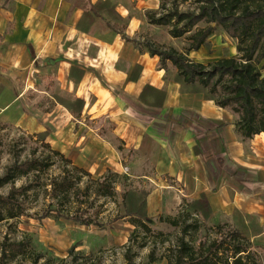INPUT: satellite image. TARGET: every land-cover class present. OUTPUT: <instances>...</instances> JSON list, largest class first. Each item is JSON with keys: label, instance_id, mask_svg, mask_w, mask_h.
Instances as JSON below:
<instances>
[{"label": "crops", "instance_id": "crops-1", "mask_svg": "<svg viewBox=\"0 0 264 264\" xmlns=\"http://www.w3.org/2000/svg\"><path fill=\"white\" fill-rule=\"evenodd\" d=\"M96 1L0 0V71L17 77L0 113L15 105L20 126L46 131L54 149L92 175L110 170L148 186L149 217L205 195L209 218L255 217L263 226L264 133L243 137L229 108L184 91L159 56L135 43L141 29L154 30L146 12L159 0H111L113 14L79 29ZM145 85L165 92L161 105L152 90L140 96ZM56 95L83 106L71 110Z\"/></svg>", "mask_w": 264, "mask_h": 264}, {"label": "rangeland", "instance_id": "rangeland-1", "mask_svg": "<svg viewBox=\"0 0 264 264\" xmlns=\"http://www.w3.org/2000/svg\"><path fill=\"white\" fill-rule=\"evenodd\" d=\"M201 4V0H159L157 8L146 12V19L149 23V15L157 17L173 10L198 12ZM209 26V23L200 21L190 32L172 37L171 25L154 24V30L144 28L139 31L144 36L143 40H134L142 48H146L147 44L160 49L173 48L187 54L192 61L207 66L220 58L238 56L236 38L229 36L218 23L207 37L206 45L190 50L191 34ZM160 65H165L168 73L175 75L176 67L171 61H160ZM12 78L17 77L4 69L0 71V109L13 98L10 89ZM55 98L67 101L57 95ZM54 151L57 150L50 144L46 131L26 130L16 122L15 105L0 113V176L15 162L40 159L49 163L47 167L42 166L14 181L17 187H29L25 195L28 216L0 222V264L3 249L8 255L5 264H40L44 261L49 264H72L73 261L82 264H126L128 256L132 257L133 264H174L182 241L202 253L207 252L212 242L222 243L215 257L216 264H224L226 260L231 262L232 249L239 242L249 249L242 255L243 261L264 264V225L260 226L255 217L248 218L247 222L215 217L203 219L189 210V201L182 199L173 203L168 213L151 217L147 227L139 223L135 225L124 216L121 195L124 190H148V186H134L121 174L114 180L116 194L99 196L94 192L92 179L101 175L76 171L63 154L61 156ZM64 175L82 190L70 200L54 197L50 193L53 181ZM10 185H1L0 194H6ZM81 201L84 203L80 204ZM50 207L56 209L55 212L48 217H40ZM80 209H84V214L96 222L82 225L66 217ZM13 241L23 242L25 252L9 256L8 243Z\"/></svg>", "mask_w": 264, "mask_h": 264}, {"label": "trees", "instance_id": "trees-1", "mask_svg": "<svg viewBox=\"0 0 264 264\" xmlns=\"http://www.w3.org/2000/svg\"><path fill=\"white\" fill-rule=\"evenodd\" d=\"M201 2L198 12L173 10L157 17L155 14L149 15V23L171 25L170 34L172 37H180L190 32L200 21L209 23V27L199 29L191 34L190 50H198L206 45L207 37L218 23L229 36L236 38L238 56L220 58L207 66L192 61L187 54L173 48L160 49L153 44H147V49L150 54L159 56L161 62L171 61L176 67L173 79L182 85L184 91L202 92L206 98L215 100L221 107L229 108L237 116L235 125L243 137L250 138L255 134L264 133V0H201ZM114 11L115 6L111 0H97L83 11L82 17L87 19V24L78 23L77 26L79 29L86 30L95 16L102 17L103 12L113 14ZM174 19L175 21H173ZM180 23L182 25H179ZM149 90L154 91V105H161L165 92L156 87L145 85L140 96L144 98ZM64 104L71 110L80 111L83 100L75 98L71 101H64ZM54 152L63 156L58 151ZM66 159L72 164L70 159ZM48 165L47 161L40 159L15 162L3 176H0V186L6 183L11 184L6 194H0V222L28 216L25 195L29 187L28 185L17 187L14 181ZM73 168L86 175L90 174L76 165H73ZM121 176V174L109 170L107 174L92 179L95 183L94 192L99 196L115 195L117 191L114 180ZM123 178L128 179L125 175ZM81 192L82 190L65 175L53 181L50 190L54 197H62L66 200H70L71 196H78ZM147 195V190L136 191L133 189L124 190L121 195L124 216L130 218L135 225L139 223L147 227L148 222L152 220L146 211ZM83 203V201L80 202V204ZM188 208L203 219L209 218L211 212L205 195L190 201ZM55 210L52 207L47 208L40 217H48ZM84 213L85 210L80 209L66 217L82 225L96 222ZM221 244L212 242L206 249L207 252L202 253L182 241L178 247L174 264H216L215 257ZM8 248L9 256L19 255L26 250L23 242L20 241L9 242ZM248 250L243 244L236 243L232 249V261L226 260L224 264H247L243 261L242 255ZM7 256L6 250L3 249L1 264H5ZM40 264H49V262L44 261ZM72 264L82 263L73 261ZM126 264H133L131 256L127 257Z\"/></svg>", "mask_w": 264, "mask_h": 264}, {"label": "built area", "instance_id": "built-area-1", "mask_svg": "<svg viewBox=\"0 0 264 264\" xmlns=\"http://www.w3.org/2000/svg\"><path fill=\"white\" fill-rule=\"evenodd\" d=\"M125 171H126V169H125Z\"/></svg>", "mask_w": 264, "mask_h": 264}]
</instances>
